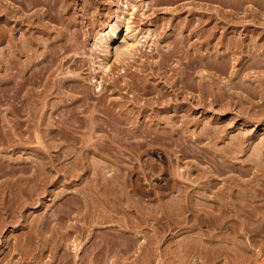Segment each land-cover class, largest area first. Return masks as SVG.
Listing matches in <instances>:
<instances>
[{
	"label": "rangeland",
	"instance_id": "obj_1",
	"mask_svg": "<svg viewBox=\"0 0 264 264\" xmlns=\"http://www.w3.org/2000/svg\"><path fill=\"white\" fill-rule=\"evenodd\" d=\"M0 1H1L0 2V8L4 6L5 9L4 8L3 9L7 10L6 6H9V4H8L9 1L8 0H6V1L0 0ZM122 1L125 3L126 0H76L75 8L72 9V12L74 14L73 17L75 19L76 25L72 26L71 29L76 30L77 33L79 34V43H78L77 49L75 51L70 52L69 55H72L71 59L68 61V63H66L62 67V69H64V70L60 69L61 73L60 72H59V74L57 73L58 74L57 76L58 77H61L63 75L64 76H69V75L75 76L77 74H80L79 78L81 80L83 79L81 81V84H83L85 87L89 88V90L91 92V98L93 97L92 99L94 102H97V99H99L101 97H103V99H105V100H110V99L112 100L115 97H116L115 99L118 98L117 100L130 99L131 94L133 95V91L131 90V87H129V86L133 85V83L135 82L134 81L132 83V81L134 80L133 79L134 77H131L132 75H130L129 73H128V75L123 76L124 78L121 77L119 80V84L121 86L118 88L114 87L115 89L113 87L108 86V83L111 82L113 77L119 76L122 69L128 68V65H127L128 62L133 63L131 65V67L129 68V71L134 70L136 68V66L138 68L139 67L138 65L143 64L144 61H150L151 60V62L154 63V65H156L155 64V63H157L156 61H158V59L159 60L161 59V55H163L164 51L168 48L167 46L171 45L173 40L175 39V37L180 34V33H177V32H179V31H177L178 25L183 24L190 19H191L190 21H192V22H195L196 20H201L205 24H207L208 21H210V19L214 17V16L213 17H211V16L214 15V13H216L214 11V7L216 8V6H217V10H216L217 11V13H216L217 22H219L220 25L222 23L224 24V26H223L224 28L221 25V28L218 29V32L216 33V37H215L216 39H213L215 41V42L213 41V44L214 45L216 44L215 47L216 46H217V48L219 47L220 52L222 50L225 51L224 49H227L226 48L227 46L228 47L234 46L235 42H237L240 39H243L244 41L246 40L245 42H247L249 40V38L252 36L251 35L252 33L250 32L251 27L252 26L261 27L260 24L263 23V22H261L262 19L261 20L258 19L260 21L255 23V24L253 22H251V21H253V19L251 18V16H252L251 15L252 14V10H251L252 5L250 6V4H252V3H250V2H252L251 0H234V1L232 0L233 2L231 0H208V1L207 0H130V2L133 3L138 9H137V11L134 12V14H133L134 16L131 18V23H129V25L130 26L132 25L131 28L135 29L137 39H139L140 41L137 44H134V46H133L134 52H136L135 55L133 56L134 59H133V57H131L129 59V61L126 58L125 60L122 59V61L118 62L117 61L118 58H115V55H113V51H111L114 44L117 43V38L110 41L111 43L109 42L108 52H106L104 50V47H102V46L98 47L99 46L98 44L101 42V40H100V39H102L101 37L104 36L103 33L106 32L107 29L109 28L110 24L114 23V21L116 20L115 18L112 19L111 17H109V18L105 17L106 12H110L111 10H115L117 7H120L122 9V7H123V4L121 3ZM262 1H264V0H262ZM226 4H228L229 6ZM148 5H149V7H148ZM152 6H153V8H155V9H153L154 12L152 10ZM262 7L263 6H261L259 8L260 12L263 11L261 9ZM207 8H209L210 10ZM249 8L251 10V13H249V11H250ZM207 10H209V11H207ZM231 11H232V14H231ZM210 12H211V14H210ZM245 13H246V15H245ZM263 13L264 12L259 13L258 15H260V14L263 15ZM2 14H3V11L0 12V16ZM247 14L248 15L250 14V15L248 16ZM198 16H199V18H198ZM204 16L205 17L208 16L209 18H207V17L205 18ZM260 17H261V15H260ZM202 18H204V19H202ZM249 18H251V19H249ZM4 20L5 19L1 16L0 17V25L2 24V27H7V23ZM3 21L6 23L5 25H4ZM238 21L239 22L243 21V22L239 23ZM234 22H236V23H234ZM258 23H260V24H258ZM209 24H211V22L208 23V25L206 27H208ZM248 24L251 26H248ZM230 25H232V26H230ZM261 25H263V24H261ZM245 27H247V29ZM234 29L236 32L234 31ZM238 29H240V30H238ZM219 30H221V31H219ZM230 30H232V31L230 32ZM175 31L177 34L175 33ZM241 31L243 33H240ZM221 32H223V33L225 32V33L223 34ZM56 34L57 33L55 31L52 33V36H55ZM238 34H240V35H238ZM223 36H225V37H223ZM217 37L220 38L221 43L216 42V41H218ZM192 40L193 39H191L190 41H192ZM224 40H225V43H224ZM112 44H113V46H112ZM4 48H5V43H0V56L2 55L1 52L4 51ZM156 53H157V55H156ZM236 56H239V54H236ZM78 57L84 58L85 63L81 69L76 71V70H73L72 67L70 68L69 65H72L73 60L78 58ZM105 62L112 69L107 73L106 72L103 73V71L101 69V67L103 66V64ZM206 70H212V69L206 68ZM252 70L253 69L250 68V69L246 70L248 72H246V71H244V72H246L247 75L250 76V78L253 77V75H255V74L256 75L262 74L264 76L263 71H262V73L260 72L259 74H257V73L252 74V72H251ZM70 71H72V72H70ZM73 71H75V72H73ZM206 74H207V76H206V79H207V77L209 78V75L211 73L209 74V72L206 71ZM225 74L226 73L221 74L222 76L220 75L219 78L221 77L222 79L218 78L215 81V83L216 82L220 83L219 84L220 89L217 88L218 91L224 90L223 92L226 91L228 94L230 91L234 90L233 88L235 87L234 86V83H235L234 80L235 79H232V75L230 73L229 74L227 73L226 76H225ZM93 75H94V77H92ZM148 75H146V77L148 78L147 79L148 83L150 82V84L153 83L152 85L161 86L162 80L160 78L155 77V76H154L155 78L154 77L152 78L150 75L149 76ZM227 76H231V77H227ZM0 78H2V79L6 78V75H4L3 71H0ZM229 78H231V79H229ZM3 81H4L2 84L3 87L1 86V88H0V96H2L0 98V141H1L0 142V264H8L6 260H8V262H10V263L15 261L14 262L15 264H39V263L43 264L44 262H45L44 264H86V263L89 264L90 262H91L90 264H102L103 261H104V264H264V221H262V224H260L261 222H259V221L258 222L255 221V223H258V225L260 226L261 231H259V232H256L257 230H260L259 226L257 225L258 228H256V230L253 231L254 233L251 232V234H249L247 232L245 234L242 231L240 233H238L235 231V229H236L235 228V229H231V230H234V232L232 231L234 233L233 234L231 232V230L228 229L231 227H229V226L220 227V224L217 223L219 221V218H218L217 213H216L217 211L215 212L216 214L214 213L215 214L214 216H210V217L204 216V215H206V214L212 215L213 212L212 213H209V212L204 213L202 211L201 213L203 214V216L201 215L200 218L195 217L194 215L192 216L190 214V211L186 210L188 204H186L184 202H180V198L178 196H177L178 198L176 197V195H178L177 193H179V192H178L177 188L174 187L176 185L173 186V184H172L174 179L175 180L177 179L176 184H179L181 181L186 182V183L189 182L190 181L189 180L190 177L188 176V172H189L191 179H193L190 183H192L194 181L192 183L193 185H197V184L201 185L200 189L199 188H198V190L195 189V192H196V190H197V192L194 194L197 195L198 197L196 196L194 198V200L196 201V198H197V201H199V200L203 201V204L206 203L209 205H213L210 203L211 201L209 199L212 198V196H216V195L219 196V193L216 192L217 194H215L212 191L215 192V190L220 189L221 188L220 184L223 187L222 183L226 182L224 180L227 179L229 177V175H231L232 172L234 173V174L232 173L233 174L232 176L234 177L235 171L232 169L233 167L231 168L230 167L231 165L228 162H226V164H228V167L230 169H228V171L225 172L223 175L229 174L230 171H232V170L233 171L228 175L227 178H225L222 175V173L219 174L220 173L219 170H217L219 173L215 170V169H217V167L219 168V166H216L217 162L213 163L214 161H212L213 160L212 155H214L218 152L219 155L218 156L214 155V157L220 156V157L224 158L222 154L220 155L219 151L223 148L227 149L226 146L229 145L228 141L230 142V145H231V143L233 141L232 139H234V138H232V139H230V138L233 136L235 137V134L237 132H238V134L242 133V135H246L247 137H252L251 135H253V134L256 135L255 136L256 138H254V141H252V145H255V146L257 144V139L260 141V139H262V136L264 135V109H263L264 107H260L263 105H260L259 103L254 105V103H256V101H254L255 97L253 98V100L251 99L249 101L245 100V101H241V102H243L242 106H245L247 104H251L249 106L253 107V105H254L253 110L251 107L252 111L250 110L249 113L251 115V112H253V113L257 112V114L259 113L258 114L259 116L260 115L263 116V117H261V116L259 117V119H262L260 122L254 121V120L248 121V119L245 118L247 115H249V113L246 112V111H248V109L245 111L246 113L243 112L242 114H240L237 111L238 106H236V104H235V102L237 101L236 100L237 98L232 94L233 91L230 92L231 94L229 93L233 97L230 96L229 94H228V96H227V94H223L224 95L223 96L222 92H218L216 89L217 94L222 95V97H218L220 101H218V99H217L216 103L217 104L222 103V105H217L214 102L212 107L208 106L206 108V110L199 111L196 113V115H198V116L195 115L196 118H194V120H196L197 124H195V121H193V123L189 124V126H188L189 128H187L188 135L194 136L199 131L198 122L202 123L203 121H205V122H203L204 126H202V124L199 123L200 126L202 127L201 129L203 130V128L205 127V124L207 126L211 125V127H212L213 124L216 123V125L214 124L213 127H215L214 129H216V127L218 128V131H219L220 136H221V137H219V138L217 137V138L223 139V141H221V140H218L216 138V139H214L215 141L213 140L214 142L213 141L210 142L211 144H208V142H207L208 146H210V147L214 146V148L211 147V149H213V150L210 151V153H213V154L206 153V154H208L207 155L208 157H209V155H211L212 159L207 158L208 160L204 159V160H202L203 161L202 162V161H198L197 155L189 154L184 159H182L181 162L177 163L175 161V160H177L176 159L177 157H174L172 155V157H173L172 161L169 163L168 161L165 160V158L163 156L164 154L162 153L161 149L157 146L158 148L157 147L156 148L158 150L154 149L153 151L151 150L150 152L147 151L144 154H141V157H138L139 159L137 158L136 155L135 156L133 155V157H135V159H137L136 164H138V165H135V160L133 161L130 159V157L132 156V153L126 154V151L128 153L129 141H126L128 143L125 142V144H123V146H122V148H124L123 152L119 153V152L112 150L110 152L97 151V153H96L92 149H91V151L86 150V149H88L87 146H89V144L90 145L92 144L91 142L98 141L97 136L101 134L99 131H96L95 133H93L91 135L88 132L84 133V135L82 134V136L80 137V138H82V140H79V138H78V140L76 139L77 141L73 139V141H76V142L79 141L77 144L76 143L74 144V142L72 144H70V141L72 139L70 140L69 138H65L66 140L68 139L67 141H69L67 144V141L64 142V139L63 138L61 139L60 135L54 134L55 131H52L53 133L48 135L49 128L52 126V125H49L50 123H49V121H47L49 119V115H53L54 117H56V114L53 113V111H55V110H53V108L47 109L45 107V109H41V112H39L40 111L39 110L37 112V114L35 115L36 117H34V118L30 117V119L28 121L22 123L21 128H19V129H22V130H20L21 131L20 132L19 129H16V126L14 125L13 117H12V114L9 110L10 106L8 105L9 99H7V97H8L7 94L9 91L6 90L7 88L5 87L6 86L5 85L6 80H3ZM228 83H229V86L231 85L234 87L230 86V88H228L229 86L228 87L226 86V85H228ZM246 84H247V82H246ZM107 87L109 89H106ZM224 88H227V89H224ZM112 89H114V90H112ZM115 90L116 91L118 90V91L116 92ZM114 91H115V93H112ZM103 93H104V95H103ZM117 94H119V95L122 94L123 96L121 95L122 96L121 97V96H118ZM79 95L81 96L82 93H79ZM103 99H100V100H103ZM208 99H209V97H208ZM255 100H256V98H255ZM41 101L42 100H40V102ZM250 101H251V103H249ZM127 104H128V102H127ZM223 105H224V107H223ZM219 106H222V108H220ZM247 106H245V108ZM172 107L175 108V106H171V108L168 109V114L167 113L164 114L163 112H161V116L163 118H165V117L169 116L171 113L173 114V112L175 110ZM255 108L256 109L259 108L260 110H263V112L260 110L256 111ZM180 109L184 110L185 107H184V109H183V107L177 108V110H180ZM42 110L43 111L45 110L46 112L45 111L43 112ZM213 110H215V111H213ZM42 112H43V114H41ZM22 113H24V116L26 115L25 111H23ZM136 113H134L135 114L134 116L138 115V113L137 114ZM257 114H254V115H257ZM208 115L211 116V119H209L210 117L208 118ZM141 117H142L141 115H138L136 117V119L139 120V122H140L143 120V117L142 118ZM205 118H207V119H205ZM208 119H209V121H211V123H209V124H208L209 121H206ZM197 120H199V121L197 122ZM242 120L244 122H242ZM245 120H247L248 122H246ZM220 121H222V122H220ZM212 122H213V124H212ZM218 122H219V124H218ZM246 123H248V124L246 125ZM252 123H255V124H252ZM217 124L219 126H217ZM223 124H225V125H223ZM162 125H164V124H162ZM48 126H49V128H48ZM191 126H192V128H191ZM221 126H223V127H221ZM52 127L55 128L56 125L53 124ZM243 127L247 131H248V129L249 130L252 129V130H251V132L248 131V133H247V131H243L244 130ZM220 128H223V131H222V129L220 130ZM224 128H226V130H224ZM189 129H190V132H189ZM206 129H210V130L212 129L213 130V128H210V126H209V128L205 127V130ZM17 130H18V132H17ZM85 130H87V129L85 128ZM191 130H192V132H191ZM15 131H16V133H14ZM194 131H196V132H194ZM220 131H222V133L223 132H227V133H224V135H221ZM240 131H241V133H239ZM199 132L201 133L202 131L200 130ZM88 135H89V137H88ZM254 135H253V137H254ZM51 136H52V138H50ZM78 136H80V135L78 134ZM8 137H9V139H8ZM12 137H15V139L14 138L12 139ZM88 138H89V144H88ZM7 139L9 140V142ZM5 140H7V141H5ZM131 140H133V139H131ZM204 140L207 141L208 139H204ZM204 140L202 141L203 144L205 143ZM55 142H56V144H55ZM84 142H87V143H84ZM12 143H14V144H12ZM213 143H215V144H213ZM254 143H256V144H254ZM82 144H86V147L81 148ZM79 145H81V147ZM252 145H251V148H253ZM91 146H89V147H91ZM125 146H127V147H125ZM45 147L46 148L48 147L47 152H46ZM215 147L218 148L219 151H217L218 149H215ZM214 149H215V151H214ZM225 149L221 150V153H224L222 151H224ZM39 150H42L43 152H41ZM124 151H125V153H124ZM154 151H155V153H154ZM99 152L102 154H99ZM111 152H113V153H111ZM129 152H130V150H129ZM86 153H87V155H86ZM110 153L116 157L118 155L119 156L122 155L121 165H123L125 169L130 168L129 170L128 169L125 170V175H124L125 180L123 181V184L125 182H127V183H125L127 185L124 184L126 186L125 189L127 190V188H128L127 191L134 189L136 193H134V190H132L133 193L132 192L130 193V191H129V194H128L129 197L136 196L135 198L138 199L139 195L140 196H142V194L144 195V193H142L143 191L148 192L149 190L150 191L148 193L152 192L153 195H151V194L149 195L148 193H146L144 196L139 197V199H140L139 201H136L137 199H135V198H134L135 200L133 198H132L133 200L131 198H128V199H131L133 202H135V203H133L131 201L134 205H132L130 200L126 201V202H128V205H127L126 202L124 201L127 198L126 199L123 198V200H122L123 203L120 202L119 205L122 206V204H123L125 206H123V208H120L119 205H116L117 207L116 206L115 207L117 210H115L114 205L116 203L118 204V201L114 197L116 203L115 202L113 203L114 200L110 199V198H113L111 196L112 193H110V192L119 188L118 185L121 186L122 183H120L121 179H119L118 176H117L118 177L117 181L115 180L116 176L115 177L113 176L114 182L116 181L115 183H119V184L112 186L113 184H115L113 182V184L109 183L107 185L108 186L107 191L109 192V196H108V199H106V200H108V202L106 200H104V202L100 203L99 200L94 199L96 197L91 195V193L94 194L95 192L93 193V191H91V190L97 189L98 186H94V185H99V184L94 183V182H97L98 180L100 182H104L103 179L107 175L111 177L110 174H113L112 173V172H114L113 167L115 166L114 168H116V165L114 164V162L113 163L111 162V161H114L112 159H115V158ZM56 154H58V155H56ZM84 154L86 155V157L84 156ZM108 155H111L110 158ZM47 156H48V158H47ZM81 157H84V158H81ZM211 157H209V158H211ZM54 158L57 160H55ZM196 158H197V160H196ZM222 158H220V159H222ZM244 158H245V155H244ZM47 159H49V160H47ZM141 160H142V162H141ZM217 160H219V158ZM232 160H234V159H232ZM44 161L46 163H44ZM47 161H49V162H47ZM84 161L86 162L85 164H87L89 162V164H88L89 166L87 165L88 167L87 166L85 167ZM77 162L80 164L82 163V165H84L83 168L79 164L81 166L79 169V167H78L79 165ZM148 162L150 165H148ZM33 163L36 166L33 165ZM42 163H43V165H41ZM93 163H96V165L100 164L99 169H98V167H97L98 165H97L96 166L97 168L94 170L93 168L95 167V164H93ZM139 163H142L143 165L145 164V166L148 165L145 167L149 171L148 172L145 169L146 170L145 173L148 172L147 173L148 175L146 174L147 176L144 177L142 175V172L139 173V171H141V168H142L141 164H139ZM151 163L154 165H152ZM198 163H199V165H198ZM103 165H105V166H103ZM73 166L74 167L76 166L77 168L76 167L74 168ZM151 166L152 167L154 166V168L152 169ZM137 167H140V168H137ZM4 168L6 169V171L4 170ZM68 168H71V169L69 171H66V169L68 170ZM86 168H87V170H86ZM2 170H4V171H2ZM96 170H98V172ZM210 170H212V171H210ZM72 171H74V172L72 173ZM77 171H79V172H77ZM92 171H95L96 173L95 172H93V173L96 174L98 177L94 176ZM151 171H153V172H151ZM9 172H11V173H9ZM37 172L39 174H37ZM45 172H46V174H45ZM137 172H138V174H137ZM66 173L68 174V176L70 174V176L68 177ZM71 173L73 175H71ZM76 173L79 175H77ZM196 173H203L202 175H204V176L202 177V175L199 174L198 176H200V178H198ZM35 174L38 176H36ZM92 174H93V176H92ZM98 174H101V175H98ZM195 174L198 178V179H195L196 181L194 180V178H196ZM214 174L216 175L217 178L215 177ZM16 175L17 176L20 175V177H18V179H17ZM21 175H23V176H21ZM209 175L215 177V178L212 177V181H211L213 183L212 186L216 185V186H213L214 188L213 187L211 188V190L214 189L212 191L211 190L206 191L205 189H203V188H205V184H207L211 180L210 179L211 177ZM24 176H26V178ZM90 176H91V178H93L91 180L92 182L94 180V177H96V179L93 182L94 183L93 186L91 185L92 182L88 179V178H90ZM206 176H207V179L209 181L206 179ZM222 176L225 178L224 180L221 179ZM225 176H227V175H225ZM232 176H230L229 178L231 179ZM5 177L8 179V181L5 180L6 179ZM9 177L11 178V181H10ZM39 177H41V178H39ZM46 177H48V178H46ZM100 177H102L101 178L102 181L99 179ZM127 177H129L130 179ZM192 177H194V178H192ZM19 178H22V179H19ZM106 179L107 178H105V180ZM230 179L228 180L229 182L231 181ZM234 179H235V177H234ZM87 180H89L88 182L91 185V186L89 185L91 187V190H89L91 192V193L89 192L90 195H86L88 193V191L86 189H87V187H89L86 184ZM110 180H108V182ZM129 180H130V182H129ZM179 180H180V182H179ZM200 180H201V182H200ZM206 180H207V182H206ZM222 180L224 182H222ZM39 181H41V182H39ZM35 182H37V183H35ZM203 182H205V183H203ZM211 182L208 184H211ZM128 183H130V186ZM215 183H217V184H215ZM40 185L43 186V188L41 187V190L38 187ZM168 185H169V187H168ZM170 186H173V187H170ZM85 187H86V189H85ZM93 187H95V188H93ZM156 187H157V189H156ZM36 188H38V189H36ZM98 188H100V186ZM110 188H112V189L110 190ZM113 188H115V189H113ZM25 189L28 191H26ZM34 189L36 190V193H35ZM174 189H175V191H174ZM189 189H192V188L189 187ZM33 190H34V194L31 192ZM49 191H50V193H49ZM86 191H87V193H85ZM158 191L160 192L159 194H162L161 196H163V195L165 196L162 198V201H156V200H153V198H152L154 196V194H158L157 193ZM204 191L206 192V195H205ZM29 192H31V193H29ZM76 193L79 195L80 198L78 197V195H76ZM26 194H28V196H26ZM130 194H132V195L137 194V195L130 196ZM200 194L203 196L210 197L209 199H206L207 201L209 200L210 202L208 201L209 203H207V201H205V199H204L205 197H203V196H202L203 198H200V196H201ZM37 196H39V197H37ZM90 196H93L94 198L93 197L90 198ZM25 197L26 198L29 197V198L26 199ZM88 197H89V199H87ZM146 197H148V199ZM208 197H206V198H208ZM144 198H145V200H144ZM75 199H76L77 203H78V201L81 200L79 202L80 204L78 203L80 205L79 207L77 206ZM82 199L88 200L87 205L85 204L86 202H82V201H84ZM90 199H91V201L89 202ZM92 199H94V200H92ZM26 200H28V201H26ZM73 201H75V204ZM168 201H170V202H168ZM204 201H205V203H204ZM23 202L25 204H23ZM173 202H176V203H173ZM19 203L21 206H19ZM181 203L183 205L184 204L186 205V209H185V206H183ZM84 204H85V206H88V207H86L87 211L83 207ZM67 205H68V207H67ZM70 205L71 206L74 205V208H72ZM81 205H82V208L79 209L81 207ZM173 205H174V207H173ZM17 206H19L20 208ZM94 206H95V208H94ZM129 206H131V207H129ZM135 206H139V207L137 208ZM180 206H183L184 210H183V207L181 208ZM118 207L121 210L118 209ZM162 207L163 208L166 207L165 209L167 212H165V209H163ZM62 208L63 209L65 208L67 210L66 212L68 214H69L68 211L72 210L70 212V214L74 213L77 215V217L74 214L68 215L66 213L67 217L69 216L67 218L65 211H64L65 209L61 210ZM97 208L99 209V212H97V210H98ZM110 208L111 209L113 208V209L111 210ZM167 208L169 209L170 212L168 211ZM76 209H77V211H75ZM141 209H143V210H141ZM159 210H161L162 213ZM176 210L178 212L179 211L180 212L178 213ZM94 211H96L95 213H97V214H93ZM173 211H174V213H173ZM183 211H185L184 213H186V214H184ZM186 211H188V212H186ZM11 212L13 213V217L10 216V215H12ZM54 212H56L55 217L53 216V215H55ZM81 212H84L83 213L84 217L82 216L83 214L81 215ZM102 212L105 213L106 216ZM149 212H151V213L149 214ZM78 213H80V215ZM178 214H180V215H178ZM64 215H65V217H64ZM72 215H73V217H72ZM101 215L103 216V218H101L102 217ZM190 215H191V217H190ZM98 216H101V217H99L100 219L98 218ZM45 217L47 220L44 219ZM47 217L48 218L50 217V219H48ZM51 218H54L55 220L51 219ZM58 218L61 220L63 219V222H65V223H63ZM76 218H79V219H76ZM209 218H214V219L211 220ZM215 218H217V219H215ZM57 219L59 220V223H58ZM49 220H50V222H49ZM215 220H218V221H215ZM42 222H44L45 225L43 224V226H42ZM66 223H68V224H66ZM60 224H63V226ZM70 224L73 227H71ZM230 224H232V223L229 222L228 225H230ZM67 225L69 228L67 227ZM57 226H58V228H57ZM54 228H57L55 230H58V231L57 232L55 230L53 231ZM42 232H44V233H42ZM69 232H71V233L69 234ZM62 235L64 237H66V239ZM67 235H69V236H67ZM234 239H237V240H234ZM221 241L222 242L225 241V242H223L221 244ZM230 241H232V242H230ZM240 242H244V243L241 244ZM232 243H235L237 246H235ZM222 245H223V249H222ZM224 247H225V249H224ZM227 249H229V251H227ZM63 254H64V256H63ZM41 257H42V259H41ZM38 258H40L41 261H39ZM242 258L243 259L246 258V259L243 260ZM42 260H43V263H42ZM65 260H66V262H64ZM242 260H243V262H242ZM47 262H49V263H47ZM14 263H12V264H14Z\"/></svg>",
	"mask_w": 264,
	"mask_h": 264
},
{
	"label": "bare ground",
	"instance_id": "obj_2",
	"mask_svg": "<svg viewBox=\"0 0 264 264\" xmlns=\"http://www.w3.org/2000/svg\"><path fill=\"white\" fill-rule=\"evenodd\" d=\"M8 1L7 2L9 4V6H6L7 10H4L5 9L4 6L0 8V12L3 11V14L1 16L5 19L4 21L7 23V27H2V24L0 25V43H5L4 51L1 52L2 55L0 56V71H3L4 75H6L5 79L0 78V88L4 82L3 80H6V84L4 83L6 86L5 85L4 86L7 88L6 90L9 91V92L7 91L8 92L7 99H9L8 105L10 106L9 110L12 114L13 122H14V125L16 126V129L21 128L22 123L28 121L30 119V117H33V118L36 117L35 115L37 114V112L39 110H40L39 112H41V109H45V107L47 109L53 108V110H55V111H53V113L56 114V117H54L53 115H49L50 120L48 119L47 121H49V123H50L49 125L53 126V124H54V125H56V127L53 128L51 126L49 128V126H48V128H49V132L47 131L48 135L53 133L52 131H55L54 134L60 135L61 139L62 138L64 139V142L68 140V139L66 140L65 138H69L70 140L72 139L70 141V144H72L73 142H74V144L75 143L77 144L79 141L78 142H76V141L78 140V138H79V140H82V138H80V137L82 136V134L84 135V133L88 132V133H90V135L95 133L96 131H99L101 133L100 135L97 136L98 141H96V142L90 141L92 144L94 143L93 145L91 144L92 146L89 144V138H88V144L91 147L87 146L88 149L85 148L86 150L91 151V149H92L96 153H97V151L110 152V151L114 150V151L120 153V152H123V150H124V148H122L123 144H125L126 141H129V145L127 144L129 146L128 147V153L126 150L125 151H126V154L132 153V156L130 157V159L133 161L135 160V165H138V164H136L137 159H135V157H133V155L134 156L136 155L138 158V157H141V154H144L147 151L148 152H150L151 150L153 151L154 149H157L158 147L161 149L162 153L164 154L163 156H164L165 160L168 161L169 163L172 161V158H173L172 155L174 157H177L176 158L177 160H175L177 163L181 162V160L184 159L189 154L197 155L198 161H202L204 159L206 160L207 158L212 159L211 155H209V157H211V158H209L207 155L213 154V153H210V151L213 150V149H211V147L214 148V146L210 147V146H208V144H211L210 142H212L217 137L218 138L221 137L220 133L218 131V128L216 127V129H214L215 127H213L214 124L216 125V123L213 124V122H212V124H213L212 127H211V125H209L210 128H213V130L212 129L211 130L210 129L205 130V127L209 128V126H207L206 124L202 130L201 129L202 127L200 126V124H202V126H204L203 122H205V121L200 123V122H198L199 120H197L198 125H199V127H198L199 131L201 130L202 132L200 133L198 131L199 133L197 132L194 136L188 135L187 128H189L188 127L189 124L193 123V121H195V124H197L196 120H194V118H196L195 115L197 112L206 110V108L208 106L212 107L213 103L217 102V99H218V101H220L218 97H222L223 94H227L226 91H225L226 93L223 92L224 90L218 91L217 88H219L220 83H218V82L215 83V81L219 78V76L221 74H223V73L229 74L230 73L232 75V79H235L234 80L235 81V83H234L235 87L230 85L231 87H234L233 88L234 90H232L233 92L232 91H230V92H232V94L237 98V99L235 98L237 100L235 102V104H236V106H238L237 111L240 114L245 112L247 109H248V111H246V112L249 113V111L251 110V107H252V106H249L251 104H247L248 106L245 105V106H247L245 108V106H242L243 102H241V101H245V100L249 101L251 99L253 100L254 97L256 98V100L254 98V101H256V103H254V105L259 103L260 105H263L260 107H264V76L262 74L261 75L259 74L260 72L262 73V71L264 72V13H263V15L260 14L261 17H260V15H258L259 13L264 12V1H262V0H260V1L259 0H251L252 2H250V3H252V4H250V6L252 5V8L250 7L252 10L251 18L253 19V21H251V22H253L255 24L262 19L261 22H263V23H261V22L260 23L263 25L258 23V24H260L261 27H258V26H252L251 27L250 32L252 33L251 34L252 36L249 38V40L247 42H245L246 40L244 41L243 39H240L237 42H235L234 46H232V47L227 46L226 47L227 49H224L225 51L222 50L221 52H220L219 47L218 48H217V46L215 47L216 44L215 45L213 44V41H214L213 39H216L215 38L216 33L218 32V29L221 28V25H222V27L224 26L223 23L220 25L219 22H217V15H216L217 6H216V8L214 7V11L216 13H214V15L211 16V17H213V16L214 17L211 18L210 21H208V23L211 22V24H209L208 27H206L208 25V23L205 24L201 20H196L197 22L196 21L192 22V21H190L191 19L188 20L187 22L183 23V24L178 25L177 31H179V32H177V33H180V34L175 37V39L173 40L171 45L167 46L168 48L164 51V53L161 51L163 53V55H161L160 60L159 59H158V61L155 60L157 62V63H155L156 65H154V63H152L151 60L150 61H144L143 64L138 65L139 66L138 68L136 66V68L134 70L129 71V68L131 67V65L133 63L128 62L127 63L128 68L122 69L119 76L113 77L111 82L108 83V86L113 87V88L114 87H117V88L120 87L121 86L119 84L120 78L125 76V75H128V73L130 75H132L131 77H134L133 78L134 80L132 81V83L134 81L135 82L133 83V85L129 86V87H131V90L133 91V95L131 94L130 99L117 100L118 98L115 99L116 98L115 97L112 100L111 99L105 100V99H103V97H101V98L97 99V102L93 101V99H92L93 97L91 98V92H90L89 88L85 87L83 84H81V81L83 79L81 80L79 78L80 74H77L75 76H72V75H69V76L63 75L61 77L57 76L59 74V72L61 73L60 69H62V67L66 63H68V61L71 59L72 55H69L70 52L75 51L77 49V46L79 43V34L77 33L76 30L71 29L72 26L76 25L75 19L73 17L74 14L72 12V9L75 8L76 0H8ZM121 3L123 4L122 9L120 7H117L115 10H111L110 12H106L105 17H107V18L111 17L112 19L115 18L116 20L114 21V23L110 24V26L106 32L103 31L104 36L101 37L102 38V39H100L101 42L98 44L99 45L98 47L102 46V47H104V50L106 52H108L109 42L114 40L115 38H117V43L115 42L116 44H114V46L112 44L113 47H112L111 51H113V55H115V58H118L117 59L118 62L122 61V59L125 60L126 58L129 61V59L131 57H133L136 53V52H134V49H133L134 44H137L140 41L139 39H137L135 29L131 28L132 25L131 26L129 25V23H131V18L134 16L133 15L134 12L137 11L138 8L133 3H131L130 0H126L125 3L122 1ZM226 5H228V4H226ZM260 5L263 6L261 8L263 10V11L261 10L262 12L259 11L260 10L259 8L261 7ZM148 7H149V5H148ZM250 8H249V10H250ZM153 9H155V8H153V6H152V10ZM207 9H209V8H207ZM209 10H207V11H209ZM251 10L249 11V13H251ZM153 12H154V10H153ZM246 13H245V15H246ZM210 14H211V12H210ZM231 14H232V11H231ZM206 17L209 18L208 16H206ZM198 18H199V16H198ZM251 18H249V19H251ZM202 19H204V18H202ZM258 19H260V20H258ZM4 21H3V23L5 25L6 23ZM234 23H236V22H234ZM230 26H232V25H230ZM248 26H251V25L248 24ZM245 28L247 29V27H245ZM238 30H240V29H238ZM55 31L57 34L55 36H52V33ZM219 31H221V30H219ZM231 31L232 30H230V32ZM234 31H235V29H234ZM175 33H176V31H175ZM221 33H223V32H221ZM240 33H243V32L241 31ZM238 35H240V34H238ZM223 37H225V36H223ZM191 39H193V40L190 41ZM217 40H218V41H216L217 43L218 42L221 43L220 38L217 37ZM224 43H225V40H224ZM236 54H239V56H236ZM156 55H157V53H156ZM133 59H134V57H133ZM72 63H73L72 65H69L70 68L72 67L73 70L77 71L83 67V65L85 63V59L78 57V58L74 59ZM206 68L212 69V70H206ZM250 68L253 69L251 71L252 74L257 73L259 75L255 74V75H253V77L250 78V76H248L246 73V72H248L246 70H248ZM101 69H102L103 73L104 72L107 73L110 70H112L111 67H109V65L106 62L103 64ZM62 70H64V69H62ZM206 71H208L209 74L211 73L209 75V78L207 77V79H206V76L208 73L206 74ZM244 71H246V72H244ZM70 72H72V71H70ZM73 72H75V71H73ZM148 74L152 78L154 76L160 78L162 80L161 86L152 85L153 83L150 84V82L148 83V80H147L148 78L146 77V75H148ZM226 74H225V76H226ZM92 77H94V75ZM227 77H231V76H227ZM219 79H222V78L220 77ZM229 79H231V78H229ZM246 82H247V84H246ZM226 86L228 87L229 83ZM230 86L228 88H230ZM106 89H109V88L107 87ZM114 89H112V90H114ZM216 89L218 92H222V95L217 94ZM224 89H227V88H224ZM115 91L112 93H115ZM79 93H82V95L80 96ZM119 94H117V95L118 96L122 95V94L121 95H119ZM228 94H227V96H228ZM103 95H104V93H103ZM230 96H232V95H230ZM1 97L2 96H0V98ZM208 97H209V99H208ZM100 99H103V100H100ZM40 100H42L41 101L42 103L40 102ZM127 102H128V104H127ZM249 103H251V101ZM217 105H222V103L217 104ZM254 105L252 107V110L254 108ZM171 106H175V108H173V107L172 108L176 112L173 110L174 111L173 114L170 112L172 115L169 113L170 114L169 116L163 118L161 116V112H163L164 114L165 113L168 114V109H170ZM179 107L180 108L183 107V109L185 107V109L184 110H181V109L177 110V108H179ZM219 107L222 108V106H219ZM223 107H224V105H223ZM259 110H260L259 108L256 109V111H259ZM23 111L26 112L25 116H24V113H22ZM213 111H215V110H213ZM260 111L263 112V110H260ZM43 112L41 114H43ZM136 112L138 113V115H141L143 117L142 121L139 122V120L136 119V117L138 116V115L134 116L135 115L134 113H136ZM254 114H257V112L256 113L251 112V115L249 113V115H247L245 118L248 119V121L254 120V121L260 122L262 120V119H259V117L261 115L259 116L258 115L259 113L257 115H254ZM196 116H198V115H196ZM261 117H263V116H261ZM208 118L211 119V116L208 115ZM205 119H207V118H205ZM209 119L206 121H209ZM245 121L248 122L247 120H245ZM220 122H222V121H220ZM242 122H244V121L242 120ZM209 123H211V121H209L208 124ZM162 124H164V125H162ZM218 124H219V122H218ZM218 124H217V126H219ZM247 124L248 123H246V125ZM252 124H255V123H252ZM223 125H225V124H223ZM221 127H223V126H221ZM85 128L87 130H85ZM191 128H192V126H191ZM221 129L223 131V128H220V130ZM243 129H244V127H243ZM20 130H22V129H19V131ZM192 130H191V132H192ZM224 130H226V128H224ZM251 130L252 129H250V130L248 129L249 132H251ZM222 131H220L221 135H224V133H227V132L222 133ZM243 131H247V130L244 129ZM248 131H247V133H248ZM17 132H18V130H17ZM189 132H190V129H189ZM194 132H196V131H194ZM14 133H16V131ZM239 133H241V131ZM78 134L80 136H78ZM237 134H238V132L235 134V137L234 136L231 138L229 137L230 139H232V138H234V139H232L233 141H232L231 145H230V142L228 141L229 145L226 146L227 149L223 148V149H225L224 151H222L224 153H221V150H223V149H221L219 147L221 149L219 151V149L215 147V149H218L217 151H219L220 155L222 154L224 158H222L220 156L214 157V155H217V156L219 155L218 152L216 154L212 155L213 156L212 161H214L213 163L217 162L216 166H219V168H220L219 169L217 167V169H215L216 171L219 170L220 173L217 171L219 174L222 173V175H223L225 172L228 171V169H230L228 167V164H226V162H228L231 165L230 167L231 168L233 167L232 169L235 171V175H234L235 179L232 176L234 174L232 172L233 171L232 169H231L232 171H230V173L232 172L233 174L231 173V175H229L230 174L229 173V174H225L227 176L223 175L225 178H227L228 175H229V177L232 176L231 179L228 177L231 180L230 182L228 181L229 180L228 178L225 179L222 176L221 179H223V180L225 179L224 181H226V182L222 183L223 187L220 184L221 188L218 190H215V192L212 191L214 189L211 190V188L213 186H216V185L212 186L213 183L211 181H212V177L215 178L216 175L214 174L215 177L209 175L211 177L210 178L211 184H208V183H210V182H208L207 184H205V188H203V189H205L206 191L211 190L215 194L219 193V196L218 195H216V196L211 195L212 198H210L208 196H203L200 194L201 195L200 198L205 197L204 198L205 201H207L206 199L210 198L209 200L211 202L209 200L208 201L213 205L206 204L205 201H204L205 204H203V201H200L199 199H198L199 201H197V198H196V201L194 200V198L197 196L194 193L197 192L198 188L199 189L201 188V185L199 184L200 185L199 186L197 183H196L197 185H193L192 183L194 181L192 183H190L193 179H191L189 172H188V176L190 177V179H189L190 181L187 183L183 182V181L180 182V180H179V182L181 184L180 183L176 184L177 179L176 180L174 179V181L172 179L171 180L173 181L172 182L173 186L176 185L174 187H176L178 192H179V193H177L178 195H176V197L178 196L180 198V202H184V203L188 204L187 209H186V205L185 204L183 205L181 203L183 206H185L186 210L190 211V214L192 216L194 215L195 217L200 218L201 215L203 216V214L201 213L202 211L204 213H206V212L212 213L213 212L212 215H208V214L204 215V216H208V217L214 216L217 213L219 221L218 220H215V221H218L217 223L220 224V227L229 226L231 228H228V229L231 230V229L236 228L235 231L238 233H240L242 231L245 234L247 232L249 234H251V232L256 230V228H258V226H259L258 223H255V221L261 222L260 224H262V221H264L263 220L264 219V138H263L264 135L262 136V139H260V141L257 139V144L254 143V144H256V146H255V145H252V141H254V138H256L255 137L256 135L253 134L254 137H253V135H251L252 137H247L246 135H242V133L238 134V135ZM88 137H89V135H88ZM13 138L15 139V137H12V139ZM50 138H52V136ZM8 139H9V137H8ZM73 139L74 140L77 139V140L73 141ZM131 139H133V140H131ZM204 139H208V140L205 141ZM7 140H5V141H7ZM203 140L205 141L204 144L202 142ZM218 140L223 141L222 138L218 139ZM8 142H9V140H8ZM68 142L69 141H67V144H68ZM207 142H208V144H207ZM14 143H12V144H14ZM84 143H87V142H84ZM126 143H128V142H126ZM55 144H56V142H55ZM213 144H215V143H213ZM251 145L253 146V148H251ZM79 146L81 147V145H79ZM84 147H86V144H82L81 148H84ZM125 147H127V146H125ZM47 148H46V152H47ZM215 149H214V151H215ZM129 150H130V152H129ZM39 151L43 152L42 150H39ZM125 151H124V153H125ZM100 152H99V154H102ZM111 153H113V152H111ZM154 153H155V151H154ZM206 153H208V154H206ZM56 155H58V154H56ZM86 155H87V153H86ZM86 155L84 154L85 157H86ZM111 155L114 156L113 154H111ZM111 155H108L109 158ZM244 155H245V158H244ZM121 157H122V155H120V156L118 155L117 157L114 156L115 159H112L114 161H111V162L112 163L114 162V164L116 165V168H114L115 166L113 167L114 172H112L113 174H110L111 177L108 175L106 177L104 176L105 178H107L106 180H105V178L103 179L104 182H100L99 180L98 181L96 180L97 182H94V180L96 179V177H94L93 182L99 184V185H94V183L91 181L93 178H91V176H90L91 179L88 178L92 182V184H91L92 186L93 185L98 186V187L100 186V188L97 187V189H94L95 191L91 190V187H90L91 185L88 182L89 180H87L86 184L88 186L90 185L89 186L90 188L87 187V189H86V187H85V189L88 191V193H87V191L85 192V193H87L86 195H90L91 192L89 190L93 191V193L95 192L94 194L91 193V195L95 196L96 198H94L93 196H90V198L93 197L94 199L99 200L101 203V202H104V200L108 199L109 192L107 191V187H108L107 185L109 183L113 184V182H114L113 176L114 177L116 176V178H115L116 181H117V178L119 177V179H121L120 183H122V184H121V186L118 185L119 188H117V189L113 188L115 190L110 192V193H112L111 196L113 198H110L111 196L109 197L110 199L114 200V201L112 200L113 203L114 202L116 203L114 197L118 201V204L116 203L114 205L115 210H117L116 205H119L120 202L123 203L122 202L123 198H125V199L127 198L126 200H124L125 202L129 201V200L131 202L136 197L134 195H137V194H134V195L130 194V196H134V197H129L128 196L129 191H130V193L131 192L133 193L132 190H134V189L129 190V191H127L128 188H127V190L125 189L126 188L125 185H127V184H125L127 182L124 183L125 185L123 184V181L125 180L124 179L125 178L124 177L125 170H127V169L129 170L130 168L125 169L124 166L121 165V163H122ZM47 158H48V156H47ZM81 158H84V157H81ZM216 158L217 159L219 158V160H217ZM220 158H222V159H220ZM232 159H234V160H232ZM47 160H49V159H47ZM55 160H57V159H55ZM196 160H197V158H196ZM85 161H84V165L86 167L89 164V162H88L89 160L87 161L88 162L87 164H85L86 163ZM47 162H49V161H47ZM141 162H142V160H141ZM149 162H148V165H150ZM44 163H46V162L44 161ZM96 163H93V164H95V167L93 168L94 170L97 167H98V169L100 167V164H97L98 165L97 166ZM79 164L80 163H78V165ZM139 164H141V166H142L141 171H139V173L142 172V175L144 177L147 176L148 175L147 173L149 171L145 167L148 165L145 166V164L144 165L142 163H139ZM33 165H35V164L33 163ZM41 165H43V163ZM80 165L83 168L84 165H82V163ZM80 165L78 166L79 169L81 167ZM152 165H154V164H152ZM198 165H199V163H198ZM103 166H105V165H103ZM137 168H140V167H137ZM153 168H154V166L152 167V169ZM70 169L71 168H68V170L66 169V171H69ZM145 169L148 171L147 173H145V171H146ZM4 170L6 171L5 168H4ZM4 170H2V171H4ZM86 170H87V168H86ZM79 171H77V172H79ZM96 171L98 172V170H96ZM210 171H212V170H210ZM73 172L74 171H72V173ZM93 172H95V171H92V173ZM151 172H153V171H151ZM9 173H11V172H9ZM72 173H71V175H73ZM37 174H39V173L37 172ZM45 174H46V172H45ZM93 174H92V176H93ZM137 174H138V172H137ZM196 174L198 176L199 174L202 175L203 173H196ZM196 174H195V176H196ZM77 175H79V174H77ZM98 175H101V174H98ZM21 176H23V175H21ZM36 176H38V175H36ZM67 176H68V174H67ZM69 176H70V174H69ZM94 176H97V175L94 174ZM197 176H196V178H194V177H192V178H194V180L200 178V176H198V178H197ZM203 176L204 175H202V177ZM16 177L18 179V177H20V175L19 176L16 175ZM24 177L26 178V176H24ZM102 177H100L99 179L101 180ZM39 178H41V177H39ZM46 178H48V177H46ZM127 178H129V177H127ZM19 179H22V178H19ZM206 179H207V176H206ZM5 180L8 181L7 178ZM108 180H110V181L108 182ZM207 180H206V182H207ZM223 180H222V182H224ZM10 181H11V178H10ZM39 182H41V181H39ZM129 182H130V180H129ZM200 182H201V180H200ZM35 183H37V182H35ZM203 183H205V182H203ZM116 184H119V183H115L112 186H114ZM128 184L130 186V183H128ZM215 184H217V183H215ZM173 186H170V187H173ZM38 187L40 190H41V187L43 188V186H41V185ZM157 187H156V189H157ZM168 187H169V185H168ZM189 187H191L192 189H189ZM93 188H95V187H93ZM36 189H38V188H36ZM111 189L112 188H110V190ZM195 189H197L196 192H195ZM34 190L31 191L33 194H34ZM26 191H28V190H26ZM174 191H175V189H174ZM31 192H29V193H31ZM148 192L143 191L142 193H144V195H145ZM35 193H36V190H35ZM49 193H50V191H49ZM77 193H76V195H78ZM134 193H136L135 190H134ZM157 193L158 194H154V196L152 197L153 200L162 201V198L165 196L164 195L161 196L162 194H159L160 193L159 191ZM28 194H26V196H28ZM148 194L153 195L152 192L148 193ZM144 195L142 194V196H144ZM205 195H206V192H205ZM142 196L139 195L138 199L135 198V199H137L136 201H139L140 200L139 197H142ZM37 197H39V196H37ZM78 197H79V195H78ZM206 197H208V198H206ZM27 198H29V197H27ZM128 198H131V199L133 198V199L131 200ZM146 198L148 199V197H146ZM87 199H89V197ZM94 199H92V200H94ZM82 200H84V199H82ZM86 200H84L82 202H86L85 204L87 205L88 200L87 201ZM144 200H145V198H144ZM26 201H28V200H26ZM75 201H76V199H75ZM75 201H73L74 204H75ZM80 201H78V203ZM90 201H91V199L89 200V202ZM106 201L108 202V200H106ZM170 201H168V202H170ZM208 201H207V203H209ZM78 203L76 201V204L79 207L80 203L79 204ZM133 203H135V202H133ZM133 203H132V205H134ZM173 203H176V202H173ZM23 204H25V203L23 202ZM85 204L83 205V207L87 211L86 207H88V206H85ZM126 204L128 205V202H126ZM19 206H21L20 203H19ZM19 206H17V207H19ZM123 206H125V205H123V204H122V206L119 205L120 208H123ZM183 206H180V207L182 208ZM67 207H68V205H67ZM71 207L74 208V205ZM119 207H118V209H120ZM129 207H131V206H129ZM135 207L138 208L139 206H135ZM173 207H174V205H173ZM81 208H82V205L79 209H81ZM94 208H95V206H94ZM165 208H163V209H165ZM64 209L62 208L61 210H64ZM141 210H143V209H141ZM183 210H184V207H183ZM64 211L66 214L67 210L65 209ZM71 211H68L69 214ZM75 211H77V209ZM159 211L161 212V210H159ZM168 211H169V209H168ZM95 212L96 211H94L93 214H97ZM97 212H99V209L97 210ZM165 212H167L166 209H165ZM184 212L185 211H183V213ZM186 212H188V211H186ZM55 213L56 212H54V214ZM83 213L84 212H81V215ZM150 213L151 212H149V214ZM173 213H174V211H173ZM11 214L12 215H10V216L13 217L12 212H11ZM67 214H66V217H67ZM71 214H74V213H71ZM78 214L80 215V213H78ZM103 214L105 215V213H103ZM184 214H186V213H184ZM74 215H76V214H74ZM178 215H180V214H178ZM191 215H190V217H191ZM53 216L55 217L56 214ZM82 216L84 217V214ZM101 216H98V218ZM64 217H65V215H64ZM72 217H73V215H72ZM76 217H77V215H76ZM79 218H76V219H79ZM101 218H103V216ZM44 219H46V217ZM48 219H50V217ZM51 219H54V218H51ZM58 219H57V221L59 223V220H61V219H59V220ZM209 219L212 220L214 218H209ZM215 219H217V218H215ZM61 221L63 222V219ZM49 222H50V220H49ZM229 222L232 224L228 225ZM63 223H65V222H63ZM43 224H44V222H42V226H43ZM66 224H68V223H66ZM60 225L63 226V224H60ZM70 226H71V224H70ZM67 227H68V225H67ZM71 227H73V226H71ZM57 228H58V226H57ZM57 228H54L53 231ZM259 229H260V226H259ZM55 231L57 232L58 230H55ZM232 231L234 232V230H231V232ZM259 231H261V229L257 230L256 232H259ZM42 233H44V232H42ZM70 233L71 232H69V234ZM67 236H69V235H67ZM64 238L66 239V237H64ZM234 240H237V239H234ZM223 242H225V241H223ZM223 242L221 241V244ZM230 242H232V241H230ZM240 243L242 244L244 242H240ZM232 244L237 246L235 243H232ZM225 247H224V249H225ZM222 249H223V245H222ZM227 251H229V249H227ZM64 254H63V256H64ZM38 259H39V261H41L40 258H38ZM41 259H42V257H41ZM244 259H246V258H244ZM243 260H242V262H243ZM6 261L8 264L10 263V262H8V260H6ZM14 262L15 261H13L12 263H14ZM64 262H66V260ZM12 263H10V264H12ZM42 263H43V260H42ZM47 263H49V262H47ZM102 264H104V261Z\"/></svg>",
	"mask_w": 264,
	"mask_h": 264
}]
</instances>
